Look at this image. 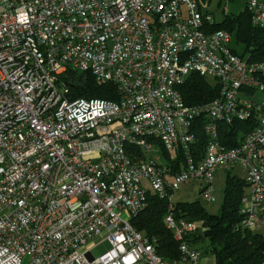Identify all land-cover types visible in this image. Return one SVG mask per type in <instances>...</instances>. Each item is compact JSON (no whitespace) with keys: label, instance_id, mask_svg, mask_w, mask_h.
I'll return each mask as SVG.
<instances>
[{"label":"built area","instance_id":"2783aa9c","mask_svg":"<svg viewBox=\"0 0 264 264\" xmlns=\"http://www.w3.org/2000/svg\"><path fill=\"white\" fill-rule=\"evenodd\" d=\"M211 0H0V264H201L170 198L202 186L214 202L217 170L248 184L236 229L264 211V59L234 54L231 34L211 31ZM264 30V0H246ZM90 73L116 100L64 96L60 77ZM192 74L217 87L189 106ZM252 122L238 144L221 125ZM206 137L202 151L197 129ZM167 157H165V156ZM154 194L179 260L165 261L130 220ZM109 249L93 257L90 243Z\"/></svg>","mask_w":264,"mask_h":264},{"label":"trees","instance_id":"16d2710c","mask_svg":"<svg viewBox=\"0 0 264 264\" xmlns=\"http://www.w3.org/2000/svg\"><path fill=\"white\" fill-rule=\"evenodd\" d=\"M210 30L230 33L234 54L240 57L249 55L257 61L264 59V30L252 26L246 9L238 16H226L222 22L213 23ZM232 44L241 46L242 53L238 54ZM60 80L64 86V96L68 100L117 99L113 85L98 84L88 72L68 70ZM179 92L189 106L204 104L217 97L216 85L195 74L185 80ZM253 126L252 122L233 126L223 124L219 130L221 141L234 147ZM238 131L243 135L237 137ZM196 135L198 148L202 151L206 137L199 128ZM247 189L248 184L243 177L227 173L223 201L217 214L208 213L199 201L172 204L175 218L198 224L196 231L187 238L188 245L194 248L201 243H207L203 254L212 255L214 264H264V236L250 230L236 229L241 219L240 200ZM167 207V199L149 194L146 206L130 220V224L137 232L154 242L156 253L163 260H179L178 243L173 240L172 233L164 224ZM262 220L264 221V211Z\"/></svg>","mask_w":264,"mask_h":264},{"label":"rangeland","instance_id":"374dc122","mask_svg":"<svg viewBox=\"0 0 264 264\" xmlns=\"http://www.w3.org/2000/svg\"><path fill=\"white\" fill-rule=\"evenodd\" d=\"M246 9V0H211L209 5V12L212 14L214 23L218 24L223 21L226 16H238ZM233 48L238 54L242 53L241 46H234ZM231 175H237L243 177L244 173L241 169L236 168L230 172ZM227 173L222 170H217L213 182V196L214 202L206 204L201 197L200 190L202 186L197 183H190L181 185L179 189L171 195V203H192L199 201L204 209L210 214H217L220 210L223 195H224V181ZM248 191V189H247ZM255 233H259L264 236V222L253 230ZM91 253L93 257H98L109 249V245L102 237H96L92 239L90 243ZM197 250V249H196Z\"/></svg>","mask_w":264,"mask_h":264},{"label":"crops","instance_id":"0c3cea01","mask_svg":"<svg viewBox=\"0 0 264 264\" xmlns=\"http://www.w3.org/2000/svg\"><path fill=\"white\" fill-rule=\"evenodd\" d=\"M264 221L262 220L259 225H261ZM254 232V231H253ZM207 247V243H201L200 245H197L194 247V249H197L201 253V264H214V258L210 254H203L204 248Z\"/></svg>","mask_w":264,"mask_h":264}]
</instances>
